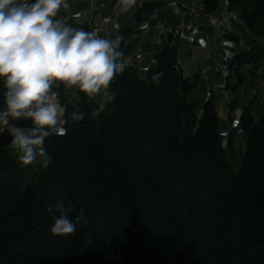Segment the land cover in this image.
Wrapping results in <instances>:
<instances>
[{
  "label": "trees",
  "instance_id": "1",
  "mask_svg": "<svg viewBox=\"0 0 264 264\" xmlns=\"http://www.w3.org/2000/svg\"><path fill=\"white\" fill-rule=\"evenodd\" d=\"M238 1L232 0V6ZM253 3L256 8L244 12L241 17L258 38L260 25L264 24V0H253ZM162 17V5L158 3L144 4L135 12L128 26L118 33L126 41V47L122 42L125 55L130 52L131 37L138 25L143 21L154 23ZM156 59V66L147 74L141 75L128 67L112 82L110 93H116V96L112 101H106L97 125L100 132L112 131L111 137L108 136L111 141L108 147H105L104 139L93 133L94 123L84 117L81 124L68 125L65 135L49 137L61 155L51 158L47 166V171L58 178L64 181L70 179L71 173L80 171L81 168L78 165L73 168L65 166V154L71 159L69 162L83 159L85 164L95 169L94 173H89L92 180L100 182L103 179V183L108 182L110 172H114V184L120 187V193L131 201L130 205L137 211L136 217L142 227L135 244L145 252L152 250V240L148 232L162 223L158 214L160 217H170L177 207L176 204L171 205L166 201V189L161 188V182L167 175H160L159 187L158 168L153 169V163L159 161L160 166L168 164L172 169L183 170L186 169L187 159L196 156L203 159L199 168L209 171L207 158H215L217 152H220V122L214 110L215 101L211 99L205 102L199 113L197 103L185 100V94L189 89L195 88V82L181 75L173 46L163 47L157 53ZM158 72H163L160 82H148ZM141 76L148 80L140 79ZM5 91L1 79L0 110L5 107ZM78 99L80 107L87 111L94 109L93 99L83 93ZM241 120L245 143L241 165L236 174L229 172L228 180L224 177L219 182V191L229 200L226 216L219 222L229 223L230 226L237 224L240 229L235 238L237 246L235 249L229 246V251L222 258L227 261L226 264H264V113L256 121L247 117L246 120L241 117ZM13 123L23 127L31 126L30 121ZM60 137L67 139L66 145L60 142ZM149 144H153L155 149L160 147L159 151L150 155ZM172 144L177 147L176 155L169 159L171 156H167V153ZM222 155L221 153L220 160L224 159ZM0 158V182L7 186L0 192V236H3L0 244L11 245V252L19 260L50 264L47 246L42 245L37 236L22 231L21 221L25 216L50 215L43 205L52 198L47 197L45 201L39 202L40 199H37L42 189L26 186L25 190H20V183L23 182L14 177L18 176L16 171H13L14 175H5L8 156ZM221 167L223 166L213 169L214 176L220 177L223 170ZM106 171L108 173L104 176ZM40 196L43 197V192ZM232 200H235L233 204ZM144 228L148 232L141 230ZM181 229L183 230L182 226ZM181 229L177 230L178 235L181 234ZM90 251L91 257L98 264H133L131 258L125 254L112 253L99 244L91 246ZM202 253L200 250L198 255L187 254L188 262L203 264L206 260L209 261L208 254ZM68 255L69 259L73 257Z\"/></svg>",
  "mask_w": 264,
  "mask_h": 264
},
{
  "label": "rangeland",
  "instance_id": "2",
  "mask_svg": "<svg viewBox=\"0 0 264 264\" xmlns=\"http://www.w3.org/2000/svg\"><path fill=\"white\" fill-rule=\"evenodd\" d=\"M233 7L242 16L244 12L256 8V5L253 0H239ZM259 31L258 38L264 40V24L260 25ZM253 35L255 36L254 33ZM202 56L203 53L199 51L196 53V60L201 61ZM262 59H264V43L251 39L240 54L236 55V58L234 57V63L237 67L243 63H248L249 71L252 72V67L261 66ZM251 72V79H246L243 82L244 87L248 88L249 91L255 86V80ZM236 81L237 78L235 82H232V85H229V90L237 86ZM53 90L59 92L60 101L62 105L67 106L68 112H83L84 117L94 123L93 133L105 140V144L102 142L105 147L111 144L108 138L111 137L112 131L100 132L97 130L98 121L100 120L99 114L104 111V104H100V95L95 97L97 103H94V109L91 108L87 111L79 105L78 96L80 97L82 93L78 90L76 93L77 98L72 101L66 98L62 86L59 88L54 87ZM194 90L195 88L189 89L185 94L186 101L196 100ZM214 98V101L219 99L217 95ZM236 101L235 99L231 105L233 110L241 106V103L238 104L239 101ZM72 103L75 106H72ZM255 114H258V112L255 111ZM242 118L246 120V117ZM79 123L81 124L82 121L74 122L69 119L65 127ZM11 139L12 137L7 132L0 134V157L8 156L5 175H14L13 171H16L15 173L18 176L14 175V177L20 178V181L23 182L20 183V190H25L26 186L42 189L39 193L41 195L43 192V197L39 195L37 199H40L39 202L51 197L49 203L44 202V210L48 206L55 208L57 204L67 206L71 203L75 205L76 209V211L70 213L72 218L79 214L81 208L84 209V215L87 218L86 223L82 221L77 225L73 234L64 236L51 233L50 229L54 223L52 213L46 216H25L22 218V231L37 236L40 243L47 246L51 259L50 264H98L91 257L92 252L90 251L91 246L96 244L112 253L125 254L131 258L133 264H189L187 254L198 255L200 250L207 253L209 258V261L206 260V263L203 264H226L227 261L222 258L223 255L229 251V246L232 249L237 246L235 238L239 234L240 228L237 224L230 226L229 223L221 224L219 222L220 219L225 218V211L229 204L227 197L219 191V182L220 178L224 177L228 180L229 172L234 174L238 172L245 148L243 139H236L231 143H224L220 140V152H217V157L207 158L209 171L205 168H199L203 163V159L196 156L187 159L186 169L183 170L172 169V166L168 164L160 166L159 161L153 163L152 168H158L159 187L160 175H167V178H164L161 182V188L166 189V201L171 205L176 204L177 207L174 208L176 211L172 212L173 214L170 217H160V214H158L162 223L149 232L146 231L147 228L141 229L144 230L143 232H148L149 238L152 240V250L150 252L138 249L135 244L140 237V227L142 226H140L139 219L136 217L137 211L133 210L130 205L131 201L123 193H120V187L114 184V172H110L111 176L108 182L103 183V179L102 182L96 179L92 180L89 175L91 171L94 173L95 169L85 164L83 159H73L70 163L69 160L71 159L64 154L63 163L65 166L73 168L78 165L81 168L80 171L72 172L70 179L64 181V179L62 180L47 171L51 158L60 157L61 155L49 138L46 139L44 145L47 150L46 156L40 157L38 164L29 166H23L20 163L18 151L9 146ZM59 140L65 145L68 142L65 137H60ZM148 148L150 155L160 149V147L153 148V144H149ZM176 149V145L172 144V148L167 153V156L171 157H167V159H171L176 155ZM221 153L223 154V160H220ZM217 166H223L221 168L224 170V172L222 170L219 178L213 175V169ZM107 173L108 171L104 173V176ZM5 184L0 182V192L7 188ZM231 202L233 204L235 200ZM178 229H181L179 235L177 233ZM186 235H188L187 238H185ZM2 237L0 236V240H2ZM11 250V245L3 246L0 244V264H36L33 260L17 259ZM68 254L73 257L67 258ZM209 255L211 256L209 257ZM190 264H193V262Z\"/></svg>",
  "mask_w": 264,
  "mask_h": 264
},
{
  "label": "clouds",
  "instance_id": "3",
  "mask_svg": "<svg viewBox=\"0 0 264 264\" xmlns=\"http://www.w3.org/2000/svg\"><path fill=\"white\" fill-rule=\"evenodd\" d=\"M136 3L117 0L115 7L123 14ZM62 7H68L66 0H0V79L6 89L0 134L12 137L9 146L18 151L23 166L38 164L46 156V139L65 135L69 119H84L83 112H68L54 86L75 88L89 99L102 95L110 102L116 96L108 91L111 83L130 64L122 50V42L126 47L122 35L107 38L95 30L75 28L57 18ZM162 76L158 72L150 80L140 79L158 84ZM21 120L30 121L31 127L13 123ZM45 211L53 214V235L73 234L78 224L87 222L83 208L70 216L76 211L71 203Z\"/></svg>",
  "mask_w": 264,
  "mask_h": 264
},
{
  "label": "built area",
  "instance_id": "4",
  "mask_svg": "<svg viewBox=\"0 0 264 264\" xmlns=\"http://www.w3.org/2000/svg\"><path fill=\"white\" fill-rule=\"evenodd\" d=\"M86 7V30L97 31L101 37H106L104 34L108 25L114 31H120L121 25L116 19L108 20L103 17V11L107 8V4L102 0H76ZM180 12L174 19L169 31V36L166 41L160 37L152 41L155 48L154 51H145L141 47V40L149 41V30L151 25H145L132 34V39L138 42L137 48L131 54L129 59V68L137 71L141 75L147 74L157 64L156 55L165 46H173L175 43L193 44L196 41V33L198 32L200 20L205 19L210 29L218 31L220 37L228 34H235L236 39L232 42L235 51L241 52L251 39L264 43V40L253 35L248 28L241 15L233 8L232 0H182L179 2ZM61 19V16L58 15ZM227 22V23H226ZM156 28V26H155ZM160 34L163 31L160 27L156 28ZM226 41L222 38L221 51L216 55L214 62L215 76L204 71V78L208 82L207 89L204 93V101L211 100L214 94L219 97L215 102V111L218 117L226 115V120L218 130V137L224 143L243 139L244 129L242 125L241 115H230L228 107L230 100L228 98V86L235 82L238 76V68L234 63V56L225 50ZM177 68L178 65H177ZM262 75L259 83L264 86V67L259 72ZM112 84V83H111ZM111 88V85H110ZM109 88V92H110ZM63 93L69 101L77 98V90L66 89L62 85ZM93 99V98H92ZM100 104H104L105 99L100 95ZM94 103H97L95 98ZM72 106H75L72 103ZM229 115H228V114Z\"/></svg>",
  "mask_w": 264,
  "mask_h": 264
},
{
  "label": "crops",
  "instance_id": "5",
  "mask_svg": "<svg viewBox=\"0 0 264 264\" xmlns=\"http://www.w3.org/2000/svg\"><path fill=\"white\" fill-rule=\"evenodd\" d=\"M102 1H104L107 4V8L102 13L103 17L107 18L108 20L116 19L121 25V29L128 26L135 12L144 4L147 3L161 4L163 10L162 19L157 20L154 23L143 21L138 25V28L136 29L137 31L140 28L144 27L145 25L152 26L151 29L149 30L150 40L148 42L145 40H141V47L145 51H154L155 48L152 45V41L158 37H160V39L164 41L168 39L169 31L172 26V23L180 12L179 2L182 0H137L135 7L132 10H130L128 13H123V14L119 13V11L115 7L117 0H102ZM66 3L68 7L67 8L62 7L58 15H60L61 19L71 24L73 27L86 30L85 20L87 17V12L85 5L77 2L76 0H66ZM200 22L201 23L199 25L198 32L196 33V41L193 44L178 42L173 45L176 52V60H177V65L179 67L178 70L180 71L181 75L184 78H188L189 80L195 82L194 96H196V100L195 101L193 100L192 102H195L199 105V113L201 112V108L205 103L204 93L208 86V82L204 78V71L215 76L213 67H214L216 55L221 51L222 38L223 40L226 41L225 50L227 52L232 54L235 58L236 55L240 54V52L235 51V48L232 46V42L236 39L235 34H228L225 35L224 37H220L218 31L212 30L208 27L207 21L204 18L201 19ZM155 26L156 28L157 26L160 27V29L163 32L162 33L160 32L159 34ZM119 32L120 31L117 32L114 31L112 27L108 25L104 35L107 38H115V36L118 35ZM131 41H132V45L130 52L126 55L128 59H130L131 54L138 46V42L133 40L132 37H131ZM199 51L203 53L201 61L196 60V53H198ZM248 66H249L248 63H243L239 67H237L238 68V76L236 81L237 86L231 90H229V86H228L227 96L231 102L228 107V113L230 115L239 114L242 117H247L256 121L261 117L262 113H264V86L260 85L259 81L262 78V75L258 74L259 70L262 67H264V59H262L261 66L259 65L256 68L252 67L251 69L252 72L249 71ZM250 72L253 74L255 80V86H253L252 90L249 91L248 88L246 89L244 87L243 82L246 79H251ZM216 95L217 94H214L212 98L213 100L215 99L214 97ZM235 99L239 101L238 104L241 103V106L239 105L240 107H238L236 110H233L231 105L234 103ZM255 111L258 112V114H255ZM226 117L228 116L226 115ZM226 117L224 114L222 115L221 118L217 116L220 122V127L221 125H223L224 121L226 120Z\"/></svg>",
  "mask_w": 264,
  "mask_h": 264
}]
</instances>
